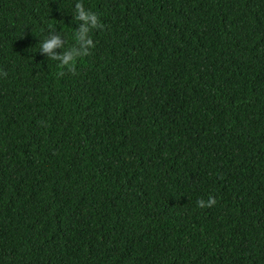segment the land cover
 I'll return each instance as SVG.
<instances>
[{
  "label": "trees",
  "instance_id": "16d2710c",
  "mask_svg": "<svg viewBox=\"0 0 264 264\" xmlns=\"http://www.w3.org/2000/svg\"><path fill=\"white\" fill-rule=\"evenodd\" d=\"M0 264H264V0H0Z\"/></svg>",
  "mask_w": 264,
  "mask_h": 264
},
{
  "label": "clouds",
  "instance_id": "9594fccd",
  "mask_svg": "<svg viewBox=\"0 0 264 264\" xmlns=\"http://www.w3.org/2000/svg\"><path fill=\"white\" fill-rule=\"evenodd\" d=\"M75 10L77 15L75 16V20L83 22L78 35V41L80 42L82 51H76L75 49L71 51H66L62 55L57 56L53 53V50L56 48L63 47L61 38L59 36H53L50 39H46L40 45L41 50L48 54L51 60H59V67L64 68L67 67L69 70L75 72V63L78 58L85 57L90 55L91 53L88 51L89 49L95 47L93 40L89 36V33L93 29H102L103 25L99 22L98 17L90 12L86 11L84 5L80 2L75 4ZM61 75L64 73L61 72ZM217 203L214 197H210L207 204L203 200L197 201V207L199 208H207L213 207Z\"/></svg>",
  "mask_w": 264,
  "mask_h": 264
}]
</instances>
